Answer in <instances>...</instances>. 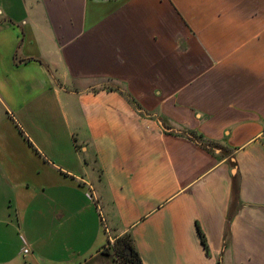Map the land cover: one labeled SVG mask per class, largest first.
<instances>
[{
  "label": "crops",
  "instance_id": "1",
  "mask_svg": "<svg viewBox=\"0 0 264 264\" xmlns=\"http://www.w3.org/2000/svg\"><path fill=\"white\" fill-rule=\"evenodd\" d=\"M128 233L264 264V0H0V264H116Z\"/></svg>",
  "mask_w": 264,
  "mask_h": 264
},
{
  "label": "trees",
  "instance_id": "2",
  "mask_svg": "<svg viewBox=\"0 0 264 264\" xmlns=\"http://www.w3.org/2000/svg\"><path fill=\"white\" fill-rule=\"evenodd\" d=\"M109 88L112 89V87H109ZM125 94L130 100V102H132V104H134L137 108H139V104L132 98V96L129 95L128 93H125ZM237 191L238 189L235 186L234 193L237 194ZM198 230L201 236V241L206 251L209 252L207 238L204 232L201 230V228L198 227ZM112 249H113V256H114L113 258L115 262H117V260H120L121 264H143L140 254L136 250L133 244V239L131 237V234L129 233L116 238L112 246Z\"/></svg>",
  "mask_w": 264,
  "mask_h": 264
},
{
  "label": "rangeland",
  "instance_id": "3",
  "mask_svg": "<svg viewBox=\"0 0 264 264\" xmlns=\"http://www.w3.org/2000/svg\"><path fill=\"white\" fill-rule=\"evenodd\" d=\"M112 246L113 245H111L110 247H108V248H106L105 250H104V254L105 255H107V256H110V257H114L113 256V249H112ZM114 259V258H113ZM121 264V262H120V260H117V262H116V264Z\"/></svg>",
  "mask_w": 264,
  "mask_h": 264
},
{
  "label": "built area",
  "instance_id": "4",
  "mask_svg": "<svg viewBox=\"0 0 264 264\" xmlns=\"http://www.w3.org/2000/svg\"><path fill=\"white\" fill-rule=\"evenodd\" d=\"M89 196L91 197V194H89ZM24 252H25V253H28V252H29V248L26 247V248L24 249Z\"/></svg>",
  "mask_w": 264,
  "mask_h": 264
}]
</instances>
